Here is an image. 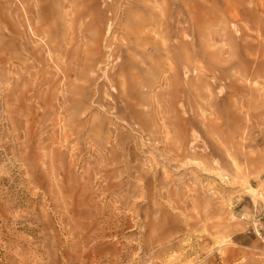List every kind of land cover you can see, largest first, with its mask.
<instances>
[{
  "label": "rangeland",
  "instance_id": "1",
  "mask_svg": "<svg viewBox=\"0 0 264 264\" xmlns=\"http://www.w3.org/2000/svg\"><path fill=\"white\" fill-rule=\"evenodd\" d=\"M0 264H264V0H0Z\"/></svg>",
  "mask_w": 264,
  "mask_h": 264
}]
</instances>
